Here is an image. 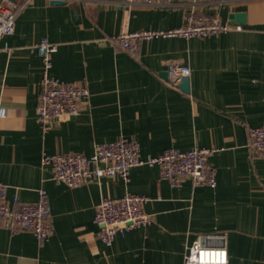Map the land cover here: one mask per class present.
Listing matches in <instances>:
<instances>
[{"label":"crops","instance_id":"1","mask_svg":"<svg viewBox=\"0 0 264 264\" xmlns=\"http://www.w3.org/2000/svg\"><path fill=\"white\" fill-rule=\"evenodd\" d=\"M192 10L218 15L233 29L157 38L136 54L114 41L123 32L179 28ZM237 13L246 15L244 25H231ZM44 38L58 46L51 74L90 92L78 116L46 131L37 115L43 71L37 45ZM2 48L0 181L10 201L35 203L44 189L53 234L40 245L33 232H14L0 221V264H185L199 239L226 248L229 264H264V157L250 146L251 130L264 125V0H167L160 7L32 0ZM173 62L190 66L189 92L165 78ZM121 138L136 140L141 158L169 148H216L210 163L217 186L195 187L187 178L174 187L158 166L145 165L133 168L127 183L103 177L74 188L57 183L42 164L45 155L89 156ZM128 193L150 198L145 211L154 220L108 246L99 238L97 208Z\"/></svg>","mask_w":264,"mask_h":264},{"label":"built area","instance_id":"2","mask_svg":"<svg viewBox=\"0 0 264 264\" xmlns=\"http://www.w3.org/2000/svg\"><path fill=\"white\" fill-rule=\"evenodd\" d=\"M32 2L24 0L22 4L14 0L0 1V51L2 41L15 33L17 19L22 9ZM130 6L160 7L167 0H125ZM224 24L218 15L189 11L183 26L175 29L146 30L141 32H123L114 38L122 49L134 54L139 52L142 42L157 38H204L232 30ZM239 29V28H237ZM8 50V48H6ZM58 46L47 38L37 45L38 56L43 65L41 93L37 115L44 130L62 119L75 117L81 112L83 104L89 100L90 92L83 83L73 84L59 80L51 74L53 55ZM167 81L178 86L183 78L190 77L189 65L173 62L166 66ZM251 148L264 157V125L251 130ZM219 151L216 148L197 147L187 151L169 148L158 156L140 157V144L134 139L120 140L96 146L93 154L79 153L45 155L43 166H51L54 179L59 184L79 187L103 177L129 182L133 168L158 166L160 174L172 186H180L190 178L195 187L217 186V169L210 163V158ZM150 198L145 195L128 193L120 198H105L97 208L95 224L99 226L100 240L111 246L118 235L149 226L154 218L145 211ZM51 207L44 189L38 191L35 203H21L18 196L8 199V186L0 181V221L5 228L14 232L28 230L34 233L40 245L49 240L53 227L49 222ZM185 264H229L226 248L208 247L201 239L188 250Z\"/></svg>","mask_w":264,"mask_h":264},{"label":"water","instance_id":"3","mask_svg":"<svg viewBox=\"0 0 264 264\" xmlns=\"http://www.w3.org/2000/svg\"><path fill=\"white\" fill-rule=\"evenodd\" d=\"M56 3H64L62 1H56ZM231 25H244L246 23V15L245 14H231L230 15ZM165 78H167V73L164 74ZM180 88L186 92L190 91L189 77L183 78L180 82ZM213 240H208L211 242Z\"/></svg>","mask_w":264,"mask_h":264}]
</instances>
